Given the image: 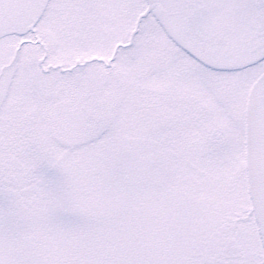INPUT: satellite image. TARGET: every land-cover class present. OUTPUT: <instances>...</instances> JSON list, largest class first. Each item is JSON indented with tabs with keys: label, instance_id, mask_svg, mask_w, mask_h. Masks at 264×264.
<instances>
[{
	"label": "snow or ice",
	"instance_id": "obj_1",
	"mask_svg": "<svg viewBox=\"0 0 264 264\" xmlns=\"http://www.w3.org/2000/svg\"><path fill=\"white\" fill-rule=\"evenodd\" d=\"M0 264H264V0H0Z\"/></svg>",
	"mask_w": 264,
	"mask_h": 264
}]
</instances>
